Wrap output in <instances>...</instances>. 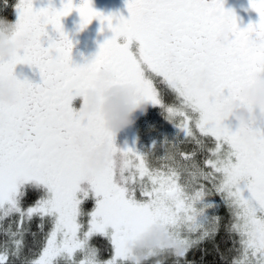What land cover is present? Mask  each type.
<instances>
[{
    "label": "snow or ice",
    "instance_id": "snow-or-ice-1",
    "mask_svg": "<svg viewBox=\"0 0 264 264\" xmlns=\"http://www.w3.org/2000/svg\"><path fill=\"white\" fill-rule=\"evenodd\" d=\"M250 4L260 19L241 29L223 0H127L128 18L104 15L92 0H62L59 9L51 2L35 9L33 0H18L16 35L32 39L12 58H0V84L15 76L17 64L38 68L42 83L19 79L16 103H0V225L11 220L3 230L9 239L0 248V264L20 258L34 220L42 247L23 264H132V246L157 224L181 250L161 244L149 250L145 264L154 258L160 264L167 255L181 264L194 246L215 238L222 218L212 212L220 206L228 209L227 233L238 253L232 264H264V131L251 127L254 139L245 143L247 130L232 131L222 112L264 74V0ZM73 10L81 29L99 19L114 34L84 65H74L73 41L61 23ZM49 25L58 38L48 36ZM226 29L230 38L221 40ZM101 70L113 74L110 85L132 86L137 102L158 106L179 130L177 139L196 148L178 150L175 140L169 151L165 138L158 166L152 162L155 142L152 150L119 148L99 113L72 106L95 87ZM203 71L210 74L212 91L195 84ZM157 81L177 105L165 102ZM83 133L81 145L77 138ZM102 145L103 166L93 168L89 157ZM199 153H205L202 162ZM215 195L220 204L210 199ZM97 237L110 246L106 259L92 243Z\"/></svg>",
    "mask_w": 264,
    "mask_h": 264
},
{
    "label": "clouds",
    "instance_id": "clouds-1",
    "mask_svg": "<svg viewBox=\"0 0 264 264\" xmlns=\"http://www.w3.org/2000/svg\"><path fill=\"white\" fill-rule=\"evenodd\" d=\"M17 31L16 22L0 17V58L8 60L19 48L31 43V34L17 37ZM167 35L172 37L173 33L168 32ZM230 35V31L226 29L220 33L219 38L227 40ZM113 79L111 72L99 71L96 74L95 87L87 91L79 110L88 115L99 113L104 126L116 134L134 123V113L145 111L146 103L137 102L138 93L132 86L110 85L109 82ZM18 80L13 76L0 84V103H16ZM195 84L201 89L213 90V81L207 71L197 74ZM222 112L225 120L232 118L239 129L247 130L241 137L243 142L252 141L255 131L251 125L264 118V74H257L250 85L241 88L238 97L224 104ZM86 139L87 133H83L77 138V143L82 145ZM105 153L106 145L100 146L90 155V165L93 168L102 167ZM161 244L172 246L176 252L181 250L178 241L171 237L168 229L157 224L132 246V264H145L149 250L155 251Z\"/></svg>",
    "mask_w": 264,
    "mask_h": 264
},
{
    "label": "flooded vegetation",
    "instance_id": "flooded-vegetation-1",
    "mask_svg": "<svg viewBox=\"0 0 264 264\" xmlns=\"http://www.w3.org/2000/svg\"><path fill=\"white\" fill-rule=\"evenodd\" d=\"M50 2L57 9L62 7V0H33V7L35 9L46 8L49 6ZM79 2L80 0H74V3L76 4H79ZM16 3H18V0H0V17H4L9 21L15 22L17 19V13L14 8ZM126 5L127 0H92V6L95 8V10L103 13L104 15L123 16L124 18H128L129 12ZM223 5L226 10H232L236 14L237 24L241 29L246 28L249 24L258 23L260 19L259 14L251 7L250 0H223ZM61 23L63 25L64 31L73 41L74 46L72 48L71 56L74 65H84L91 62L99 51L100 45L104 43L106 39H110L114 35L106 23L101 25L99 19H93L90 24L81 29V17L79 12L76 10H73L68 16L62 17ZM113 23L115 24L116 21L114 20ZM46 31L48 36L58 38V34L52 29L51 25L47 26ZM120 39H123V37H120L118 42ZM42 43L44 47H47L48 37H43ZM14 75L20 80L27 79L33 84L42 83L40 71L34 66H29L27 64H17L14 68ZM158 90L161 91L166 103L177 105L178 102L176 101V98L174 100L167 99V95L172 93L166 88L164 84L158 88ZM227 94L228 91L225 89V95ZM82 99V97H77L73 100L72 106L74 109L79 110ZM145 109L146 110L141 115V111L135 112L133 115L134 123L115 134L116 145H150L152 142H155L156 146L159 147L161 132L165 130V127L169 126V132L165 137L167 140H169L168 150L172 151L171 142H174L175 140L178 150H182L184 152H186V149L189 150L187 142H181L183 141V137L177 139L179 130L166 119L165 114L158 106L146 103ZM151 113L157 117V120L155 122H151L150 124L141 125L140 119ZM177 123H179L178 120ZM224 123L232 131H236L238 128L236 121L232 118L225 120ZM155 125L159 126V128H156L157 134L153 131V126ZM251 127L254 129L260 128L262 131H264V118L258 119L251 125ZM206 143L211 146L210 141H206ZM195 148L196 145L192 143L190 153ZM157 151L160 154H165L164 148ZM204 155L205 153H199L197 159L202 162ZM216 197L219 196L215 195L210 197V199L216 200ZM216 201L218 204H220V198ZM213 213L214 215H218L222 218L221 223L224 225L225 230L227 231V225L230 220L228 209L225 206H220V209ZM227 235L229 234L227 233ZM233 239L234 238L231 237V240Z\"/></svg>",
    "mask_w": 264,
    "mask_h": 264
},
{
    "label": "trees",
    "instance_id": "trees-1",
    "mask_svg": "<svg viewBox=\"0 0 264 264\" xmlns=\"http://www.w3.org/2000/svg\"><path fill=\"white\" fill-rule=\"evenodd\" d=\"M144 150H147L146 146L143 147V151ZM152 162L154 166H158L160 163L156 162L154 157ZM86 209H89L88 205ZM38 223V220H34L31 223L30 231L25 235L24 238L25 246L22 250L21 256L20 258L13 260L12 264H23L24 260L33 259L39 253L42 247L43 233H41L38 229ZM9 224H11V220H5L2 225H0V248H2L4 243L9 239L3 234V230L7 229ZM12 225L13 229H15L16 225ZM49 228L50 225H45L44 232H47ZM32 233H36L35 239ZM92 243L94 246L99 248L101 259L108 258L110 254V246L104 238H94ZM234 251L235 250L233 249L231 237L227 235V231L225 230L224 225L221 223L215 238L206 240L199 245L194 246L188 251L185 260H182L181 264H232L233 259L236 258L237 255V253ZM163 264H174L173 257H169L164 260Z\"/></svg>",
    "mask_w": 264,
    "mask_h": 264
},
{
    "label": "rangeland",
    "instance_id": "rangeland-1",
    "mask_svg": "<svg viewBox=\"0 0 264 264\" xmlns=\"http://www.w3.org/2000/svg\"><path fill=\"white\" fill-rule=\"evenodd\" d=\"M120 43L121 42H123V39H120V41H119ZM163 84L162 83H160L159 81H157V88H160L161 86H162ZM169 97H171V98H169ZM167 99L169 100V99H172V100H174L175 99V96L173 95V94H168L167 95ZM144 111H141V113H140V115L143 113ZM139 115V116H140ZM144 115V114H143ZM142 115V116H143ZM157 120V117L154 115V114H147V115H145L144 117H142L141 119H140V123H141V125H145V124H150L151 122H155ZM156 128H159V126L158 125H155V126H153V131L157 134V131H156ZM168 132H169V126H167V127H165V130H163V132H161V138L159 139V147L157 148V150H160V149H162V148H164V146H163V142H164V140H165V137L167 136V134H168ZM163 137V138H162ZM161 139H163V140H161ZM152 145H153V142H152V144H150V145H146V148H151L152 147ZM187 145H192V143L191 142H187ZM119 148H125V147H132V148H136V149H138V150H141V151H143V147H145L144 145H130V146H128V145H120V144H118L117 145ZM143 146V147H142ZM150 150H152V149H150ZM155 150V149H154ZM186 153H190V150H188V151H186ZM163 156V155H162ZM217 196V195H216ZM220 197H216V200L217 199H219ZM215 199V198H214ZM87 205L89 206V209L88 210H90L91 209V207H92V201H88V203L85 205V207H87ZM12 226V228H13V225H11ZM8 228V227H7ZM13 230H15V229H13ZM169 257H172L171 255H167V256H161V257H159V261H160V264H163V262H164V260H166L167 258H169ZM150 263L151 264H157V262H156V259L154 258V259H152L151 261H150Z\"/></svg>",
    "mask_w": 264,
    "mask_h": 264
}]
</instances>
